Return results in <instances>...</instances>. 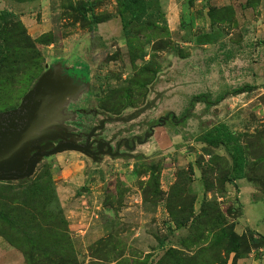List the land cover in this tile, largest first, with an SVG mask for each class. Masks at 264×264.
<instances>
[{
	"label": "rangeland",
	"instance_id": "1",
	"mask_svg": "<svg viewBox=\"0 0 264 264\" xmlns=\"http://www.w3.org/2000/svg\"><path fill=\"white\" fill-rule=\"evenodd\" d=\"M125 2L0 0V111L53 66L83 87L63 126L147 134L117 158L64 150L0 181V264H264V0ZM218 123L238 137L243 178L203 140ZM240 234L246 248L229 251Z\"/></svg>",
	"mask_w": 264,
	"mask_h": 264
},
{
	"label": "water",
	"instance_id": "2",
	"mask_svg": "<svg viewBox=\"0 0 264 264\" xmlns=\"http://www.w3.org/2000/svg\"><path fill=\"white\" fill-rule=\"evenodd\" d=\"M82 88L81 83H75L73 75L49 66L16 106L0 111V181L27 178L42 157L64 150L79 151L91 155L92 159L98 154L118 155L110 152L107 143L105 152L100 150L99 144L94 152L88 149V137L92 131L102 129L104 119L90 129L83 146L65 140L67 128L61 122L72 116L66 106ZM147 106L145 104L141 110ZM146 136L144 133L141 139L136 137V144L144 143Z\"/></svg>",
	"mask_w": 264,
	"mask_h": 264
},
{
	"label": "trees",
	"instance_id": "3",
	"mask_svg": "<svg viewBox=\"0 0 264 264\" xmlns=\"http://www.w3.org/2000/svg\"><path fill=\"white\" fill-rule=\"evenodd\" d=\"M141 4H142V0H127V2H125L124 5L128 9H133V11H136L137 6H141ZM0 15H1V19H4L5 21L10 20L11 18L10 12H6L3 10L0 11ZM6 24L7 23L0 25V33H6L7 35L12 25L10 27L9 26L6 27ZM26 47L31 50V53L33 54L35 53V55L37 54V52L34 51L32 44L28 43V41ZM5 67L6 66L1 64L0 62V78L1 76H3V73L6 72ZM3 83H4V78L0 79V85ZM241 91H243V88H237L234 90L235 93H239ZM203 140L205 143L211 145L219 144L225 148L230 159L229 169L231 172V179H240L244 177L245 159L243 156L242 146L238 141L237 135L234 134L232 131H230L225 124L218 123L213 125L212 128L206 134L203 135ZM247 231L249 234L248 236L249 241L251 242L254 241L253 244L255 245H260L263 243V238L261 236L258 235V238H256L254 235L251 234L252 233L251 230H247ZM245 239H244V234H240L239 236L235 235L234 241L229 240V247H230L229 251L237 253V250L240 247L239 242L245 244V248H246L247 244Z\"/></svg>",
	"mask_w": 264,
	"mask_h": 264
},
{
	"label": "flooded vegetation",
	"instance_id": "4",
	"mask_svg": "<svg viewBox=\"0 0 264 264\" xmlns=\"http://www.w3.org/2000/svg\"><path fill=\"white\" fill-rule=\"evenodd\" d=\"M73 76H74L75 83H77V84L80 83V81H79L80 77L75 76V75H73ZM75 108H76V111H78L80 115L84 113V112H82L81 107L75 106ZM88 113L90 114V111H88ZM167 117H168L167 114L164 117H162V116L158 117L156 119V124L157 125H161V124L163 125L164 122L166 121ZM99 120H101V119H98L97 122L95 124H92L90 126V128L87 130V132H84V133L80 132L78 129L74 130V128H71L69 125H68L69 127L65 126V128H67L66 131H65L67 133V136H66L65 140H69V141L74 142L75 144H79V145L83 146L86 143V135L88 134V132L90 131V129L92 127L98 125ZM113 121L120 122V120L117 119V118H113ZM106 122H108V121L104 120L102 129H100V130L96 129V130L92 131V133L90 134V136L88 137V140H87L88 149L90 151L94 152L96 144H99L100 150L105 152L106 151L105 143H107L109 148H110V152L111 153L117 152L118 155L111 157L108 154H98V155H94V159H92L93 157L91 155H88V157L90 159L94 160V161L99 159L100 155H107L110 158H117L122 153V151H120V148H123V149L128 151V150H134V148L136 146V136L135 135L132 138H129L128 140L122 139V138H118L115 141L113 140L114 136L112 137L111 141H109L108 139H104V138L100 137L98 132L103 130L104 124ZM152 127H154V126H150L148 128V130L151 131ZM52 143L54 144L55 141H53ZM112 145H114L113 148H112Z\"/></svg>",
	"mask_w": 264,
	"mask_h": 264
},
{
	"label": "crops",
	"instance_id": "5",
	"mask_svg": "<svg viewBox=\"0 0 264 264\" xmlns=\"http://www.w3.org/2000/svg\"><path fill=\"white\" fill-rule=\"evenodd\" d=\"M79 94H80V93H79ZM79 94L76 95L77 97L74 99V101L78 98ZM70 102H73V101H70ZM68 105H69V102H68L67 106H68ZM67 106H66V107H67ZM66 110H67V109H66ZM37 164H38V163H37ZM37 164H36V165H37ZM254 228L257 229V227H254Z\"/></svg>",
	"mask_w": 264,
	"mask_h": 264
}]
</instances>
